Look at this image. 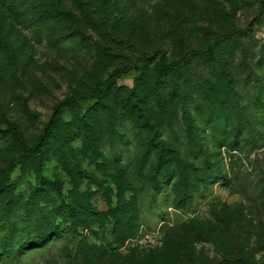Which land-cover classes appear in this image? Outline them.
Here are the masks:
<instances>
[{"label": "rangeland", "instance_id": "1", "mask_svg": "<svg viewBox=\"0 0 264 264\" xmlns=\"http://www.w3.org/2000/svg\"><path fill=\"white\" fill-rule=\"evenodd\" d=\"M260 2L0 0V264L264 263ZM231 30L213 61L135 69ZM126 66L104 104L61 111L41 186L9 127L31 144L56 103Z\"/></svg>", "mask_w": 264, "mask_h": 264}, {"label": "trees", "instance_id": "2", "mask_svg": "<svg viewBox=\"0 0 264 264\" xmlns=\"http://www.w3.org/2000/svg\"><path fill=\"white\" fill-rule=\"evenodd\" d=\"M262 3H264V0H261L260 4ZM241 35H242L241 30H231L228 33L216 34L214 35L210 44L205 50H189L185 52L179 59L168 64L163 61L162 52L160 51L144 52L137 60L135 69L140 71L143 68L147 67L151 61L156 60L154 64V70L158 76L177 74L180 73L183 70V68L187 64H189L194 58L202 59L207 62L213 61L215 59L216 53L223 44H227L233 38H239ZM1 43L2 41L0 40V45ZM102 51L108 53L107 49H104ZM128 70L129 67L126 66L123 69L112 73L106 81L94 85L91 88L89 94L84 97H66L61 101H59L58 103H56V105L53 107L50 120L46 124L43 130V134L31 144L26 143L22 139L16 127L14 126L9 127L8 131L12 135L14 143L17 146H19L21 149V157L23 159L29 158L36 162L37 177L41 182L40 184L41 186L45 184L44 179L41 176V166L45 159V149L49 144V140L54 137V129L56 126V121L61 111L63 109L78 106L87 101H95V105L104 104V100L106 99L107 94L110 92L115 80H117V78H119L121 74L126 73ZM164 151L165 150L162 149L160 152V156L158 158L159 164H162L165 161L164 156H162ZM53 234L57 235L58 234L57 230L49 231L47 234L44 233L38 237H35L31 241V243H33L34 245L39 242L42 243L43 239H45L46 236ZM31 243L26 242L25 244L27 245ZM223 263L224 264H257L244 257H229L226 258L223 261ZM259 264H264V263H259Z\"/></svg>", "mask_w": 264, "mask_h": 264}]
</instances>
